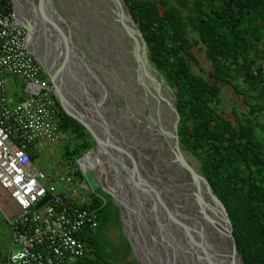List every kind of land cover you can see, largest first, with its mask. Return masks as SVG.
Instances as JSON below:
<instances>
[{
    "label": "trees",
    "instance_id": "trees-1",
    "mask_svg": "<svg viewBox=\"0 0 264 264\" xmlns=\"http://www.w3.org/2000/svg\"><path fill=\"white\" fill-rule=\"evenodd\" d=\"M122 1L150 65L173 92L181 148L197 159L224 204L244 264H264V0ZM52 98L62 139L58 163L81 179L75 161L95 141ZM30 156L35 162L41 155ZM90 202L98 226L84 237L88 251L81 264H140L128 260L131 246L124 235L120 243L107 237L111 226L120 227L111 196L94 190Z\"/></svg>",
    "mask_w": 264,
    "mask_h": 264
},
{
    "label": "rangeland",
    "instance_id": "rangeland-1",
    "mask_svg": "<svg viewBox=\"0 0 264 264\" xmlns=\"http://www.w3.org/2000/svg\"><path fill=\"white\" fill-rule=\"evenodd\" d=\"M10 1L16 11L29 20L33 46L56 57L53 58L56 64L64 65L62 81L65 94L71 93L67 95L70 101L93 116L99 126L105 125L107 133L123 146L134 165H128L133 182L128 170L122 168V152L119 159L115 154L108 155L115 157L110 159L106 155L96 157L95 151L87 153L80 159V164L84 162L81 164L83 170L75 161L74 170L78 169L82 181L105 197L111 194L103 187L107 189L115 185L128 204L125 210L117 205L120 227L113 225L108 229L110 242L120 243L122 235L129 244L132 240L138 241L142 250L134 249L132 243L133 252L131 250L128 260H137L140 252L151 246L150 233L144 227L141 214L146 195L155 204L165 225H172L181 233L183 227L177 222L182 223L200 239L199 219L194 220L198 213L193 207L194 198L188 185L190 177L185 168L172 161L164 140L177 144L186 162L198 173L199 164L176 142L177 117L170 107L173 92L148 63L146 46L129 21L125 7L116 0H46V13L53 22L49 24L41 21L38 8L41 1ZM198 59L200 65L205 66L203 56L198 55ZM194 70L199 72L197 65ZM13 82L12 78L6 81L9 104L17 100L14 91L24 86V81ZM223 97V104L229 109V97ZM61 142L59 139L55 146L39 156L35 166L53 175L66 172L67 169L58 163L63 159ZM12 208L11 202L4 205L8 212ZM10 233L0 216V259L9 249L15 252L19 248L17 244L11 245ZM148 252H152L154 264H173L164 255H159L158 247Z\"/></svg>",
    "mask_w": 264,
    "mask_h": 264
},
{
    "label": "built area",
    "instance_id": "built-area-1",
    "mask_svg": "<svg viewBox=\"0 0 264 264\" xmlns=\"http://www.w3.org/2000/svg\"><path fill=\"white\" fill-rule=\"evenodd\" d=\"M29 46L15 7L0 0V216L11 245L19 247L0 264H81L88 251L84 237L98 226L97 208L90 207L94 189L67 171L48 176L31 159L55 146L61 134L50 83ZM8 78L24 81L13 104Z\"/></svg>",
    "mask_w": 264,
    "mask_h": 264
},
{
    "label": "water",
    "instance_id": "water-1",
    "mask_svg": "<svg viewBox=\"0 0 264 264\" xmlns=\"http://www.w3.org/2000/svg\"><path fill=\"white\" fill-rule=\"evenodd\" d=\"M119 5H123L125 7L127 16L132 25L135 26L138 31V35L143 38L137 29V26L132 19L128 9L126 8L124 2L122 0H116ZM39 13L41 21L47 22L49 24H53L52 19L46 13V10H42V3L38 5ZM22 23L24 24L27 33H28V41L30 43V51L34 56L35 60L41 66L43 72L49 79V83L52 89V93L58 103L61 105L62 109L78 120L91 134L95 141V145L89 149L86 153H84L81 157H79L76 161L80 165L79 160L82 159L85 154L98 152L99 149H102V153L105 151H113V154L118 158L122 152L121 160L123 161V166L133 181L132 171L128 169V165L131 166L129 161L128 154L123 146L109 133H107V129L105 125L99 126L98 122L95 118L88 113L80 110L78 107H74L65 97V85L63 83V65L56 64L53 61L51 55L48 56L41 50H37L33 46V39L31 38V26L28 22H24L21 18ZM31 38V41H30ZM65 39V36L63 35ZM145 44V42L143 41ZM146 46V44H145ZM147 51V46H146ZM65 54V53H64ZM148 60V55H147ZM149 63V61H148ZM150 64V63H149ZM69 95V94H66ZM174 97V96H173ZM174 102V99H173ZM69 103L73 108L68 109L66 104ZM171 111L176 114L177 120L175 124V135L176 142L180 141L177 135V124H178V113L175 109L174 103L171 104ZM85 114L89 116V118L85 117ZM168 144L167 150L171 154L172 161L177 164L178 167H182L186 169L188 173L189 181L191 179H196V189L195 191H191V195L194 198L193 207L195 211L198 213V219L201 228V237L198 239V236L188 229L182 223H178L183 227L182 232L180 233L175 227L169 224H164V220L160 217V214L157 211V208L153 202H151V198L146 195L144 200V210L141 211L144 220V227L149 231L151 237V246H148L147 249L159 248V255H164L167 261L171 260L173 264H244L241 254L239 253L234 236L232 234V225L230 219L227 215L226 208L222 201L217 197V195L212 190L211 186L208 184L207 180L204 178L201 173H196L191 176L189 171L191 170V166L186 162V159L183 158V154L180 151V148L177 144H174L173 147L170 146V140H164ZM114 155V156H115ZM123 156V159H122ZM110 159H114L113 156H107ZM119 159V158H118ZM200 175V176H199ZM192 177V178H191ZM134 182V181H133ZM103 187V186H102ZM103 189L111 194L113 202L119 206L118 201L114 195V192L109 189L103 187ZM135 189V188H134ZM49 196L43 197L35 206L36 209L41 207L47 200ZM203 235V236H202ZM131 243V241H130ZM131 250L133 252L132 243L130 244ZM148 250H146L148 252ZM147 255H149L147 253ZM149 258H151L149 256ZM153 258V256H152ZM141 264H145L138 257L136 258Z\"/></svg>",
    "mask_w": 264,
    "mask_h": 264
},
{
    "label": "bare ground",
    "instance_id": "bare-ground-1",
    "mask_svg": "<svg viewBox=\"0 0 264 264\" xmlns=\"http://www.w3.org/2000/svg\"><path fill=\"white\" fill-rule=\"evenodd\" d=\"M39 1H41L40 3H42V10L44 9L45 10V8H46V11H47V7H46V0H37V2L39 3ZM43 5L45 6V8L43 7ZM43 10V11H44ZM17 13L19 14V16H20V18H22L23 20H24V22H29V20L27 19V18H25V17H23L22 16V14H21V12L20 11H17ZM40 22V21H39ZM36 23H38L37 21H35V24ZM30 41H31V38H30ZM62 60V59H61ZM60 65H61V63H60ZM64 66V65H63ZM68 92V91H67ZM71 94V93H70ZM69 94V95H70ZM65 97H66V100H68L71 104H73L74 105V107H77L74 103H72L71 101H70V99L67 97V95L65 94ZM71 99H74V98H71ZM75 101V100H74ZM66 107L68 108V109H71V108H73V106H70L69 105V103H67L66 104ZM81 110V109H80ZM85 117L86 118H89V116L87 115V114H85ZM170 144V146L171 147H173V144L172 143H169ZM101 151H103L102 149H99L98 150V152H96L97 153V156L96 157H98V156H100V155H106L107 154V156L108 155H110V154H113V151H105L106 152V154L105 153H102ZM104 152V151H103ZM183 154V153H182ZM122 158H123V156H122ZM183 158H185V155L183 154ZM90 161V159L87 161L86 160V162L88 163ZM79 162H80V160H79ZM81 164H84V162H82L81 161ZM80 164V166L82 167V165ZM87 165V164H86ZM132 165V164H131ZM132 166H134V165H132ZM82 169H83V167H82ZM137 169V168H136ZM177 171H179L178 169H176ZM191 170L192 171H189V174L191 175V176H193L195 173H196V175L198 176V173L193 169V168H191ZM182 171V170H181ZM96 174L98 175V173L96 172ZM184 175V174H183ZM182 175V176H183ZM116 176V175H115ZM200 176V175H199ZM99 177V176H98ZM180 177V176H179ZM192 178V177H191ZM189 179V178H188ZM188 179H187V181H188ZM196 179L197 178H194V179H191L190 181H188V185H189V188H190V190H193V191H195V189H196ZM99 180L101 181V178L99 177ZM106 181V180H105ZM186 181V180H185ZM186 181V182H187ZM112 185V184H111ZM109 189H111L113 192H114V195H115V197H116V200L118 201V203L121 205V207L125 210L126 209V206L128 207V204H127V202L124 200V198L122 197V195L120 194V192L117 190V188H116V186L114 185V187L113 188H110L109 187ZM197 218L198 217H195L194 218V220L196 219L197 220ZM127 221H128V223L130 224V222H129V220L128 219H126ZM141 225V224H140ZM126 226V225H125ZM134 231V230H133ZM129 234V233H128ZM135 234V233H134ZM145 239V238H144ZM132 243H133V246H134V249H136V250H142V247H141V245H140V243L138 242V241H133L132 240ZM150 249L151 250H153L152 249V247H150ZM147 250V249H146ZM141 251L140 252V255H138V258L139 259H141L145 264H154L153 263V258H152V252H147V251ZM138 252V251H137ZM136 252V253H137ZM135 253V252H134ZM147 253L149 254V255H147ZM149 256L151 257V258H149Z\"/></svg>",
    "mask_w": 264,
    "mask_h": 264
},
{
    "label": "crops",
    "instance_id": "crops-1",
    "mask_svg": "<svg viewBox=\"0 0 264 264\" xmlns=\"http://www.w3.org/2000/svg\"><path fill=\"white\" fill-rule=\"evenodd\" d=\"M13 80H14V82H13V83L17 82V80H16V79H13ZM14 94L17 96V90H16V91H14Z\"/></svg>",
    "mask_w": 264,
    "mask_h": 264
}]
</instances>
